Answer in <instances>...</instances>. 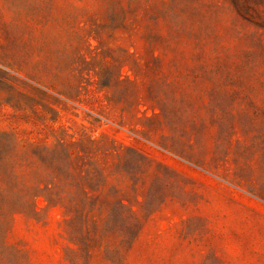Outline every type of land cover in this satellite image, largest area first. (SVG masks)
<instances>
[{"label":"rangeland","instance_id":"1","mask_svg":"<svg viewBox=\"0 0 264 264\" xmlns=\"http://www.w3.org/2000/svg\"><path fill=\"white\" fill-rule=\"evenodd\" d=\"M0 264H264V0H0Z\"/></svg>","mask_w":264,"mask_h":264}]
</instances>
